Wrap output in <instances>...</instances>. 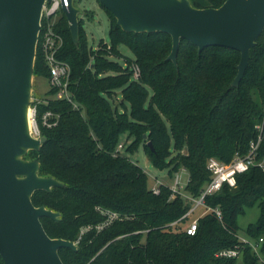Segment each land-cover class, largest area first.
Masks as SVG:
<instances>
[{"label":"trees","instance_id":"16d2710c","mask_svg":"<svg viewBox=\"0 0 264 264\" xmlns=\"http://www.w3.org/2000/svg\"><path fill=\"white\" fill-rule=\"evenodd\" d=\"M190 1L197 8H218L225 2L205 0L202 6ZM99 4L109 18V42L101 40L100 49L89 42L81 14L78 45L64 13L58 18L57 30L64 37L59 58L71 67L70 90L78 107L49 98L38 104L36 122L47 141L26 156L40 162V175L63 183L32 196L36 207L60 213L57 221L41 218L47 234L77 244V250H59L63 263L261 264L253 249L238 238V217L246 208L259 207L260 215L248 225L246 236L256 242L263 238L264 254L263 168L251 167L237 175L235 187L225 184L206 197L208 206L221 209L222 219L208 212L198 219L196 233L188 235L192 219L183 217L190 204L180 195L171 197L172 190L164 184L155 194L147 173L118 145L127 134L132 141L123 144V150L133 154L142 146L153 166L168 169L170 176L186 170L185 191L199 197L210 180L208 159L227 163L236 155H247L259 127H264V31L250 50L239 85L232 86L239 50L211 46L199 51L182 39L175 65L167 59L171 35L126 32ZM121 46L133 56L125 55ZM133 65L139 67L138 78ZM34 76H50L39 49ZM47 111L58 114L56 126H43L41 118ZM257 152V162L264 161V131ZM102 211L116 212L120 218L98 230L107 219ZM235 247L238 257L217 256ZM0 264H4L1 256Z\"/></svg>","mask_w":264,"mask_h":264},{"label":"water","instance_id":"95a60500","mask_svg":"<svg viewBox=\"0 0 264 264\" xmlns=\"http://www.w3.org/2000/svg\"><path fill=\"white\" fill-rule=\"evenodd\" d=\"M50 1L0 0V256L4 264H64L59 250H77L75 242L51 238L43 227L42 217L57 221L60 213L32 202L36 191H51L63 183L40 175V162L26 158L47 141L33 135L31 108L41 13ZM98 1L126 32L171 35L167 59L175 65L182 39L199 51L211 46L239 50L232 86L239 85L250 50L264 31V0H225L218 8H197L190 0ZM68 2L63 13L78 45L80 9L74 0Z\"/></svg>","mask_w":264,"mask_h":264},{"label":"built area","instance_id":"2783aa9c","mask_svg":"<svg viewBox=\"0 0 264 264\" xmlns=\"http://www.w3.org/2000/svg\"><path fill=\"white\" fill-rule=\"evenodd\" d=\"M69 6L68 0H51L45 2L40 19V30L38 33V40L36 45V54L38 49L41 51L44 60L49 68L50 76L48 78L50 83V89L54 92L50 95L49 99L64 100L77 108V103L73 100V95L70 90V76L71 67L70 65L59 58L60 50L64 46V37L57 30L58 18L63 13V8ZM134 78H138L139 67L133 65ZM49 99H33L32 102V115H33V135L40 137L41 132L36 122L37 105L40 103H48ZM59 116L51 111H47L42 115L41 121L45 127H54L58 123ZM264 127H259L258 139L251 143L250 150L247 155L240 156L236 155L230 162H222L219 159L212 157L207 161V169L210 172V180L201 191V194L197 198L191 197L186 192V196L183 194L182 188L183 183L180 172L175 174L174 183L169 186L172 190V196L180 195L190 204V208L183 218L192 216L198 209H203V214L208 212H214L219 219H222V211L219 207L213 208L206 204V197L213 195L220 191L223 185L227 184L230 187L237 185L236 177L238 174L248 171L253 166H259L264 169V161L257 162V151L259 144L262 140V133ZM124 145L119 144L118 150H123ZM160 185V184H159ZM156 186L151 188L155 194L160 193V187ZM107 214V219L104 223L97 227L101 230L105 226L110 225L114 220L120 218L116 212H104ZM201 215V216H202ZM192 219L189 225L186 227L188 235H194L197 231L198 219L201 217ZM241 243L250 246L254 253L257 255L259 262L264 264V254L261 252L260 244L263 242V238H260L259 242L253 241L252 239H242L238 236ZM240 254L239 247L225 249L217 253L218 257H238Z\"/></svg>","mask_w":264,"mask_h":264},{"label":"rangeland","instance_id":"374dc122","mask_svg":"<svg viewBox=\"0 0 264 264\" xmlns=\"http://www.w3.org/2000/svg\"><path fill=\"white\" fill-rule=\"evenodd\" d=\"M192 3V2H191ZM199 3V2H198ZM202 6H206L205 0H200ZM74 5L80 9V14L86 21V30L89 42L94 49H100V41L109 42V18L97 0H74ZM121 51L128 56H133L131 51L126 46L120 47ZM121 64H125L124 60H119ZM50 90V83L48 78L33 77L32 95L33 99H47L50 98L48 91ZM120 97V92L118 91ZM132 141L127 134L121 137V142L127 146ZM122 154L126 155L131 161L139 165L148 175V186L153 188L159 184L172 186L174 183L175 174L169 175L168 169L160 170L153 166L144 152L143 147L136 153H128L126 148L122 150ZM183 183V194L186 196L185 187L189 179V173L182 169L179 173ZM203 214V209H198L191 219L197 218ZM260 215L259 207L246 208L245 213L238 217L239 231L238 236L242 239L248 238L246 236V229L249 224L255 223ZM249 239V238H248Z\"/></svg>","mask_w":264,"mask_h":264},{"label":"crops","instance_id":"0c3cea01","mask_svg":"<svg viewBox=\"0 0 264 264\" xmlns=\"http://www.w3.org/2000/svg\"><path fill=\"white\" fill-rule=\"evenodd\" d=\"M197 1H200V0H197Z\"/></svg>","mask_w":264,"mask_h":264}]
</instances>
